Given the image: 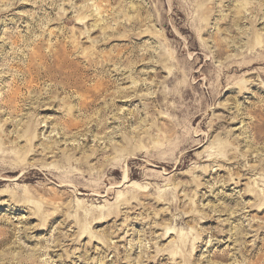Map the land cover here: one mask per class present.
Returning <instances> with one entry per match:
<instances>
[{
	"label": "rangeland",
	"instance_id": "374dc122",
	"mask_svg": "<svg viewBox=\"0 0 264 264\" xmlns=\"http://www.w3.org/2000/svg\"><path fill=\"white\" fill-rule=\"evenodd\" d=\"M0 264H264V0H0Z\"/></svg>",
	"mask_w": 264,
	"mask_h": 264
},
{
	"label": "bare ground",
	"instance_id": "6f19581e",
	"mask_svg": "<svg viewBox=\"0 0 264 264\" xmlns=\"http://www.w3.org/2000/svg\"><path fill=\"white\" fill-rule=\"evenodd\" d=\"M24 129L26 128V126L25 127H23ZM28 128H26V130H27ZM26 132V131H25ZM28 134V133H27ZM27 136V135H26ZM29 136V135H28ZM5 143V142H4ZM48 148H51V147H48ZM52 149V148H51ZM50 149V150H51ZM49 150V149H48ZM52 152H53V150H52ZM12 172H14V171H12Z\"/></svg>",
	"mask_w": 264,
	"mask_h": 264
}]
</instances>
